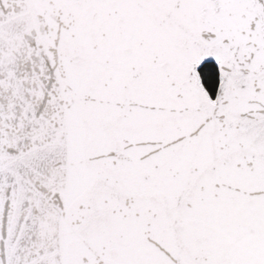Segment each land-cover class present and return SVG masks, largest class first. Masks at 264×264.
I'll use <instances>...</instances> for the list:
<instances>
[{
    "label": "snow or ice",
    "instance_id": "snow-or-ice-1",
    "mask_svg": "<svg viewBox=\"0 0 264 264\" xmlns=\"http://www.w3.org/2000/svg\"><path fill=\"white\" fill-rule=\"evenodd\" d=\"M0 264H264V0H0Z\"/></svg>",
    "mask_w": 264,
    "mask_h": 264
}]
</instances>
